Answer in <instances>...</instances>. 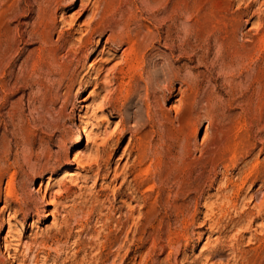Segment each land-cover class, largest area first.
<instances>
[{
  "label": "rangeland",
  "instance_id": "1",
  "mask_svg": "<svg viewBox=\"0 0 264 264\" xmlns=\"http://www.w3.org/2000/svg\"><path fill=\"white\" fill-rule=\"evenodd\" d=\"M85 2L0 0L68 54L0 79V264H264V0Z\"/></svg>",
  "mask_w": 264,
  "mask_h": 264
},
{
  "label": "bare ground",
  "instance_id": "2",
  "mask_svg": "<svg viewBox=\"0 0 264 264\" xmlns=\"http://www.w3.org/2000/svg\"><path fill=\"white\" fill-rule=\"evenodd\" d=\"M92 8H96V3H93L92 0H86V2L83 4V9L88 10ZM93 23H95V21ZM48 26L49 25L46 24V27ZM7 35L8 33H0L1 80L13 82V85L16 86L19 81V76L17 75L16 70L20 69L26 71L27 69L35 66H40L43 74H49L54 83H60L64 80V63L60 61L66 58L68 55L66 53L65 55L61 56V54L65 51V46H59L56 43L50 44L47 33H16V36L13 39L7 38ZM126 43L130 44V42ZM89 44L90 45L86 47L85 50L83 49L84 52H87L93 43L90 42ZM87 119L89 120V118ZM91 119L93 118L91 117ZM86 128L84 126L82 130L83 135L89 133L87 132ZM87 136L88 135H86V137ZM78 156L79 155L75 157L76 160L79 159ZM77 162L79 161L77 160Z\"/></svg>",
  "mask_w": 264,
  "mask_h": 264
}]
</instances>
